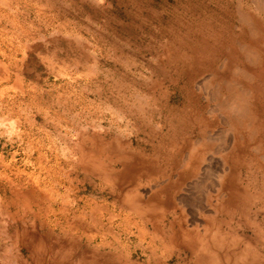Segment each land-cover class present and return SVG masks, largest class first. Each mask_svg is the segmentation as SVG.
I'll return each instance as SVG.
<instances>
[{"label": "rangeland", "instance_id": "374dc122", "mask_svg": "<svg viewBox=\"0 0 264 264\" xmlns=\"http://www.w3.org/2000/svg\"><path fill=\"white\" fill-rule=\"evenodd\" d=\"M262 5L264 0H0V214L9 211L0 217L6 218L0 222V264H10L5 245L20 239L21 217L30 228L28 218L43 212L37 202L43 196L56 238L63 239L65 220L76 219L88 227L72 236L90 246L98 245L106 226L102 235L111 234L106 240L114 244L117 229L135 216L121 204L128 190L143 193L145 201L161 197L168 207L204 206L217 171L212 164L205 173L193 171L194 140L205 144L203 165L210 158L227 168L221 196L212 201L218 217L227 218L225 208L235 215L233 223L253 215L259 200L243 213L240 196H257L264 185ZM233 89L244 94L241 113L227 100ZM84 152L116 171L137 161L141 173L112 186L81 163ZM27 193L34 196L28 208L20 199ZM55 207L58 213H50ZM24 249L18 251L28 259Z\"/></svg>", "mask_w": 264, "mask_h": 264}, {"label": "bare ground", "instance_id": "6f19581e", "mask_svg": "<svg viewBox=\"0 0 264 264\" xmlns=\"http://www.w3.org/2000/svg\"><path fill=\"white\" fill-rule=\"evenodd\" d=\"M262 7H264V6L262 5ZM238 90H240V89H238ZM245 94H247V93H245ZM243 97H244V94L242 95L240 93H236L235 89L231 90L227 96V98H228L227 100L229 101L231 108H232V106H234V108L239 110L238 113H241L244 111V109L242 108V105L245 102ZM230 106H228V107H230ZM234 108H232V109H234ZM240 110H242V111H240ZM235 113H236V111H235ZM233 114H234V112H233ZM233 117H234V115H233ZM239 126H240V124H239ZM222 134H224V133H222ZM226 136L227 135H225V138L227 139ZM230 136H232V138H233L232 140H234L235 135H233L232 132H231V135H229L228 137H230ZM237 137H238V135H237ZM194 141H196V140H194ZM194 141H193V143H191V145L193 147V148L191 147V151L194 149V154L192 157L194 159L195 165H194L193 171L196 170L195 172H199V170H203L205 173L207 167H211L210 166L211 164L214 165V167L216 168L215 171H217L215 181L212 184V187H210L211 193L209 194V198H206L204 200L205 201L204 206L201 205L202 207H200V208L198 207L199 209H189V208L184 209L182 207L176 208L173 206L168 207L165 205V201H163L162 200L163 198H161V197L157 198L156 196H154L155 198H153L151 200L148 199L147 201H145L143 199V197L141 196L143 193H141V194L138 192L136 193V191L134 193L133 191L128 190L125 193L126 196L125 197L123 196L124 197V201H123L124 203L122 202L121 204H126L129 208H131V211H134V213L133 212L132 213L135 216L133 217V215L131 216L129 214L130 212L128 213L129 218H127L126 225H125V227H123L122 230L120 229V227L117 229L118 232L117 231L112 232V230H109V231L107 230V232H112L113 234L115 232L114 235H115L116 241L114 240L115 241L114 244L111 241L114 246L111 244V242L109 245V242L106 240V236L109 233H106V231H105V233H104L105 237L102 235V231H104L107 226L104 228V230H102V231L99 230L100 232H98V234H101V237H102V238L100 237L101 241L98 243V245L90 246V244H92L93 242L92 243L88 242L90 244H87V243H85V242H87V240H86L83 244L80 241L81 237L76 238V236H78V234L75 235V237L72 236V234H74L75 231L79 230L80 226L82 227L83 231L86 230V226L88 227V225L83 226V222H80L76 219L72 220V221H69L68 219L65 220V222H66L65 226L63 228H61L59 231V232L63 231V233H64V235H62L63 239H61L60 237L56 238L55 233L53 232V229H51L50 227L48 228V224H47L48 214L47 213L43 214V212L45 210L42 207L43 200H44V196H43L41 199H38V201H37L39 204L38 205L39 210L40 211L43 210V212L39 213V215H37L38 213L37 214L33 213V217L28 218V219H31V223L28 222L29 224H31L30 228H27L26 224H25L26 226H24V222H26V219H25L26 217H23V218L21 217L20 221H22L23 225H21V227H20V232H19V234H21L20 239L17 238L18 236H16V239L14 237V240L13 241L11 240L12 246L7 247V245H5L6 248H9L8 249V251H9L8 255H10V256H9L8 260L10 261V264H264V185L262 187L263 191L261 189H259L261 191H257V193H258L257 196H256V194L253 195L252 193H247V194L242 193L241 194V196H240L241 202L240 203H244L245 208H246L243 213H245V211L247 212V210H248L247 208L250 207L251 205H253L254 200L257 199L260 202V205H259L260 208H257V210L254 212L253 215H250L249 213L243 215L244 216V220H243L244 222H242L241 220H240L241 222H237V223H233V221L231 222V219H234L235 215L234 216L231 215L232 212L230 213V211L226 210V208H225V211L226 212L228 211L227 213L225 212L227 214V218L221 219V218H223V216L221 218H219L218 217L220 215V212H219L220 209L218 208L219 206L218 207L215 206L212 201L216 200L217 199L216 197L221 196L219 193H220L222 185H223V177L225 175V172H226L225 170L227 168H226L225 163H221V162L212 163L213 160L210 158H209V162L207 164L203 165V163L206 159H205V156L203 155L204 152L202 153L200 151V148L202 145H205V144H202L200 146L199 143H201V142H199L198 144H195ZM197 141H198V139H197ZM222 141L223 140H221V142ZM205 142L207 143V141H205ZM209 142L210 141H208V143ZM224 143H228V142L224 141ZM214 144H216V143H214ZM90 150L93 151V149H90ZM222 150H224V149H222ZM79 151H80V149H79ZM103 152H104V150H103ZM224 152H225V150H224ZM121 159H122V157H121ZM183 159H184V157H183ZM186 159H189V158H186ZM126 161H129V160H126ZM132 162L129 164H127V162H125L127 165L124 164L125 166L123 167L122 171H120V170L116 171L113 169L112 165H110V162L99 158L98 156L94 155L93 152H91L89 154H86L84 152V154L81 155V163H84L85 166L90 171H93V173H96L97 175L101 176V179H103L104 181H106L107 184L109 183L112 186L113 185H122L124 182L125 175H127V174H129L130 176H133L134 180L138 177V175H140V174H138V172L141 173V171H139L138 166L136 165L137 161H135V162L132 161ZM202 165H203V167H202ZM205 166H206V168H205ZM86 167H85V169H86ZM208 170H210V169H208ZM211 170H214V169H211ZM211 173H212V171H211ZM252 174H254V173H252ZM127 182H130V181H127ZM151 182H153V181H151ZM126 183H124V184H126ZM192 184H195V183H192ZM197 185H199V184H197ZM189 186H190V184H189ZM191 187H193V186L189 187L190 188L189 191H191ZM246 187H248V186L246 185ZM135 188H137V187H135ZM184 191H186V190H184ZM244 191H245V189H244ZM24 192H27V191L25 190ZM234 192H237V191H234ZM163 193H165V192H163ZM203 193H204V191H203ZM212 193H214V194H212ZM146 194L148 195V193H146ZM39 195H41V193H39ZM223 195H225V193H223ZM21 196H20L21 197L20 199H23V201L25 203L24 204L25 207L28 208V204H29L28 201L32 197H34L33 193L32 194L27 193L26 195H21ZM50 196H48V197H50ZM189 196H191V194H189L188 197ZM203 196H205V195H203ZM188 197H186V198H188ZM189 198L192 200L194 199L193 196H192V198L191 197H189ZM197 198H199V197H197ZM197 198H196V201H197ZM54 199L55 198H53V200ZM61 199H63V198H61ZM200 199H202V198L200 197ZM185 200L187 202V199H185ZM220 200H222V199H220ZM182 201H183V199H182ZM200 201L203 202V200H200ZM152 202H154V203H152ZM52 203H55V202H52ZM55 204L57 205V203H55ZM223 204L224 203L222 202V205ZM0 205H1V203H0ZM185 205H187V204H185ZM236 205H238V204H236ZM180 206H181V203H180ZM243 206L244 205H242L241 207H243ZM128 207H127V209H129ZM1 208H3V207H1ZM5 208L6 207H4V209ZM62 208H63V206H62ZM93 208H95V207H93ZM122 208H124V207H122ZM194 208H196L195 205H194ZM217 209H219V210H217ZM1 210H3V209H1ZM30 210H32V209L30 208ZM56 210H57L56 207L53 209L50 208L49 212L50 213L51 212H53V213L57 212L58 213V211H56ZM28 211H29V209H28ZM28 211H25V212H28ZM32 211H34V210H32ZM119 211H121V210H119ZM123 211H126V210H123ZM5 212L8 213L9 211L7 212V209H6ZM221 212H224V211H221ZM251 212L252 211H250V213ZM261 212H262L261 215L263 217L262 218L263 220L257 221L258 219H256V218H258V215ZM6 213H3V216L4 215H5V217H6V215L9 216V214H6ZM67 213H68V211H67ZM67 213H66V215H68ZM63 214H64V212H63ZM69 214H71V213H69ZM3 216H2V214H0V217L2 219L4 218ZM52 216H54V215L52 214ZM52 216L50 215V217H52ZM135 217H137V218H135ZM12 218L13 217H11L9 219L12 221ZM52 218H54V217H52ZM60 218H62V217H60ZM102 218H104V217H102ZM108 218H110V217H108ZM5 219H4V221H5ZM49 219L51 220V218H49ZM69 219H70V217H69ZM123 219H124V217H123ZM130 219H131V221H130ZM133 219H136V220L139 219V220H137V222H136V220L134 221ZM240 219H242V218L240 217ZM14 220H15V218H14ZM14 220L12 222H14ZM165 220H168V222L166 223ZM4 221H2V222H4ZM6 221H8V220H6ZM84 221H86V220H84ZM94 221H95V219H94ZM102 221H101V223H102ZM234 221H235V219H234ZM54 222H55V220H54ZM91 222H92V220H91ZM96 222H97V220L95 221V223ZM98 222H97V224H98ZM58 223L59 222H56V224H58ZM101 223H99L98 225H100ZM49 224H50V221H49ZM97 224L95 226L93 224L92 227H96ZM102 224H101V226H103ZM108 224H110V223H108ZM4 225H6V224H2V226H4ZM7 227L9 228V226H7ZM60 227L58 225V229ZM110 227L111 226H109L107 229H109ZM1 228L3 229V227H1ZM4 228H6V227L4 226ZM16 229H17V227H16ZM95 229L96 228H94V232L98 231ZM112 229H113V227H112ZM5 230H7V228ZM91 230L93 231V229H91ZM2 231H0V235H1V233H2V235L4 234V232H2ZM13 231H10V232H13ZM135 231H136V233H135ZM15 232H17V231H15ZM87 234H89V233H87ZM89 235H92V234H89ZM110 235L111 234H109V236ZM3 236H5V234ZM57 236H61V234L60 235L57 234ZM96 236H97V232H96ZM124 236H125V238H123ZM113 237L111 239H115ZM90 238H89V240H90ZM107 239H109V237ZM95 244H96V242H95ZM108 245L110 247L112 245L113 248L112 249L109 248V250H107L108 247L106 249V246H108ZM21 247H24L25 248L24 250L27 249L29 251L28 252L29 254H27L28 259L25 258L24 256H22L21 253H19L18 250H19V248L21 250ZM5 251H7V250L5 249ZM0 257H1V254H0ZM29 259H31V260L29 261ZM6 262H8V261L6 260Z\"/></svg>", "mask_w": 264, "mask_h": 264}]
</instances>
